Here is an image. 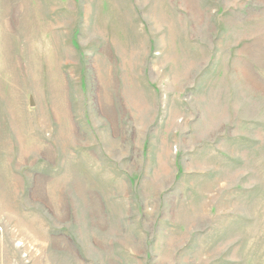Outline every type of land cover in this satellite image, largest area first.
I'll list each match as a JSON object with an SVG mask.
<instances>
[{
  "label": "rangeland",
  "instance_id": "rangeland-1",
  "mask_svg": "<svg viewBox=\"0 0 264 264\" xmlns=\"http://www.w3.org/2000/svg\"><path fill=\"white\" fill-rule=\"evenodd\" d=\"M0 264H264V0H0Z\"/></svg>",
  "mask_w": 264,
  "mask_h": 264
},
{
  "label": "bare ground",
  "instance_id": "bare-ground-1",
  "mask_svg": "<svg viewBox=\"0 0 264 264\" xmlns=\"http://www.w3.org/2000/svg\"><path fill=\"white\" fill-rule=\"evenodd\" d=\"M1 76V75H0Z\"/></svg>",
  "mask_w": 264,
  "mask_h": 264
}]
</instances>
